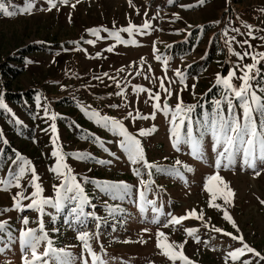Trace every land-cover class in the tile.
I'll return each mask as SVG.
<instances>
[{
    "label": "rangeland",
    "instance_id": "374dc122",
    "mask_svg": "<svg viewBox=\"0 0 264 264\" xmlns=\"http://www.w3.org/2000/svg\"><path fill=\"white\" fill-rule=\"evenodd\" d=\"M7 3V0H5ZM12 3L20 7L24 6V0H12ZM75 3V7L71 5ZM193 4L191 8H181V4ZM135 7L129 5L128 0H69L67 5H58L59 11L53 8L51 11H42L46 7V0H36L35 9L31 14H18L15 17L7 18L0 14V66L7 64L17 69L23 68V73L18 77L11 78L0 72V91L6 94L20 95L15 104L5 100V103L13 110L22 124L14 123L11 115L0 109V130H2L9 141L8 145L0 142V148L4 149V157H13L12 149H16L35 165L36 172L40 178V183L44 188V196H53L52 185L58 183L55 175L49 171L55 166V158L52 157V133L49 125L53 121L43 115L42 107H37V97H40L39 104H47L50 112L57 113L54 121L57 126L58 145L62 146L65 153L72 151H87L93 154L95 159L80 161L72 157H67L68 165L74 170L78 178L88 176L100 181H126L129 184H136L137 177L130 170V165L125 154L117 147L115 140L117 137L107 129H104L90 120L80 111L79 103L85 108H95L101 115L122 118L129 110L138 108L142 113L152 111L151 101H147V94L141 93L139 96L131 92V88H126L129 106L119 109L110 108L111 103H120L121 99L115 95H109L116 90V85L103 76L108 72L110 76H117L123 83V78H128L129 85L140 84L144 87H152L159 90V82L145 80L143 75H136L134 72L117 73V69L126 67L134 62V66L139 65V58H145V66L142 72L147 71V66L151 65L154 76L162 75V61L154 59L152 42L157 43V54L169 61L168 76H172V70L179 67L187 76V90L181 93L185 104L202 103L204 108H197L193 116L199 117L204 109L210 111L213 99L207 96L208 89L213 87L214 74L220 72L226 74L237 57L226 51L224 41L220 38L225 26L229 28L230 35H236L237 41L249 39V42L257 46L258 51H264V41L250 39L246 35L232 33L231 28H243L242 22L250 23L255 29L264 28V13L259 10L264 8V0H205L202 6L196 5V0H174L169 4L167 0H132ZM139 9V14L136 12ZM147 10V17L151 18L154 13L160 12L163 19L153 20V25H158L163 31H153L148 35H135L138 44L116 45L113 52L106 51L109 44H114V40L109 37L107 40H97L95 45H88L81 41V48L84 51H63V49H73L75 46L68 41L78 40L80 37L94 39L85 30L90 27L116 28L126 26L129 19L136 25L143 23L144 12ZM173 13H178L181 20L175 22L171 17ZM69 14L71 22H69ZM220 21L219 24L214 23ZM190 29L176 33L175 29ZM203 26V27H201ZM191 33V34H189ZM127 39V33H121ZM256 35H264L256 31ZM101 36L107 33L101 32ZM170 47H165V45ZM247 46L233 43L234 51H242ZM100 51L101 57H96L95 53ZM11 60V61H10ZM26 60L33 63L26 64ZM55 61V62H53ZM251 62L250 58H245L242 63ZM67 72V75L65 73ZM239 75V72H237ZM99 76L101 80L93 79ZM193 77L197 78L195 81ZM58 81L59 83H53ZM103 81V82H101ZM195 82V96L192 95L191 84ZM167 85V81H165ZM239 84V80H234ZM60 84L64 85L63 88ZM175 88L176 85H173ZM211 96L218 98L219 89L213 88ZM163 96V94H162ZM147 101V102H146ZM62 102L63 104H59ZM171 104H175V96L171 98ZM130 132L135 133L136 129L156 125V131L141 138L142 145L149 161L156 162L162 166L172 165L176 158L186 162L194 168L193 172H185L187 183L178 177L156 174L154 176L155 185L163 186L165 191L161 192L158 206L162 205L164 213L171 212L174 215H181L186 209L196 207L205 209V215L211 217V223L223 227L226 231L234 232L231 225L222 219V214L217 210L208 207L207 201L210 193L203 188L204 177L213 172L209 163L194 159L188 154V149L182 147L181 152H176L171 147L168 132L169 119L162 114H157L155 120H137L135 123L128 119L123 121ZM76 125H79L77 127ZM186 129H182L184 131ZM95 134L103 138L105 147L110 152H105L103 148L91 142L90 137ZM207 156H212L208 142H205ZM110 153H115L112 156ZM167 157L168 159H164ZM0 158V159H3ZM96 159H111V164L99 165ZM10 162V161H8ZM7 172L6 164H0V178ZM230 186L234 189L235 195L233 205L229 207V212L238 224L246 241L258 251L264 253V206H261L256 197L264 199V173L253 178L250 171L235 172L231 170H221L220 173ZM30 179L28 174L22 184H27ZM147 179V176H145ZM87 193L92 197V202L97 205L95 211L102 218L99 228L100 241H93L95 251H100L102 244L107 253L109 264H147L149 260L154 264H169V262L159 254L154 247V240H148L146 244H140L139 230L142 227L155 226L151 224V206L148 211L141 215L131 198L121 202L113 201L109 196L101 193L96 186L89 182L84 185ZM17 191L13 187L10 191L0 190V212L12 204L11 196ZM28 192L32 189L27 188ZM149 198H153L149 194ZM104 201L109 204H119L126 211L118 214L116 218L110 217L105 209ZM217 203H223L217 199ZM23 203H27L24 201ZM90 210V209H86ZM52 212L51 208L47 209ZM23 215H27L31 220L35 219L37 213L32 210H25ZM67 211L56 216L55 221L49 215L44 216L45 227L49 235L53 238L57 247L74 245L70 250L74 254L80 252V242L75 239L76 232L73 227L64 222ZM21 213L15 210L3 212L0 220H7L9 230L14 237H18V231L22 225L20 223ZM161 216V220H163ZM124 223H119V220ZM184 226L199 227L200 222L187 220ZM29 227L36 225L30 223ZM89 229L95 231L93 223H89ZM52 228H58L59 232H52ZM177 231L165 228L170 240L181 241L184 239L182 228L177 226ZM199 234L202 240L208 237V232L200 229ZM0 236L7 239L5 233ZM218 239H213L209 247L203 244L197 245L191 238L185 245V254L195 259L198 264H223V253L228 250L229 243L237 246L238 242H231L230 238L216 234ZM131 241L125 243L124 241ZM3 241H0V247ZM215 248V250H212ZM250 255V254H248ZM21 253L18 240L15 241L4 253H0V264H21ZM255 261L256 258H253ZM178 264V262H177Z\"/></svg>",
    "mask_w": 264,
    "mask_h": 264
},
{
    "label": "snow or ice",
    "instance_id": "6c2138e0",
    "mask_svg": "<svg viewBox=\"0 0 264 264\" xmlns=\"http://www.w3.org/2000/svg\"><path fill=\"white\" fill-rule=\"evenodd\" d=\"M79 0H76L78 3ZM169 4H173L174 0H167ZM69 0H46V7L42 11H51L56 8L59 11L58 5H67ZM130 6L132 0H128ZM205 0H196V5L202 6ZM36 0H24V6L20 7L12 3V0H0V14L4 17L12 18L18 14H31L35 9ZM75 7V3L71 5ZM181 8H191L193 4H181ZM264 13V8L259 10ZM137 14L139 9L136 8ZM145 19L140 25L134 24L130 19L126 26L116 28L90 27L85 31L94 39L85 40L80 37L78 40L68 41L74 45L73 49H63V51L81 50L87 54L86 49L81 48V41L88 45H95L97 40H107L111 37L114 44H109L106 51L111 53L116 45H132L138 44L135 35H148L153 31H163L158 25H153V20L163 19L160 12L154 13L151 18L147 17V10L144 12ZM172 21L181 20L182 17L178 13H173ZM69 22L71 16L69 14ZM214 23L219 24L220 21ZM246 32L242 33L240 27L231 28L232 33L246 35L250 39H259L264 41V35H256V31L264 33V28L255 29L254 26L247 22H242ZM192 25H187L186 28L175 29L178 34L182 31L190 29ZM203 27V26H201ZM101 32L107 33V36H101ZM127 33L125 39L121 33ZM191 34V33H189ZM224 41L227 53L237 57L236 62H233L226 74L217 72L214 74V84L208 91L213 88L219 89L218 98H213L210 107L204 109L199 117L193 116V112L197 108H204L202 103L185 104L181 93L187 90L188 76L177 67L172 70V76H168L169 61L157 54V43L162 41L154 40L152 42V50L154 59L158 62L162 61V75L154 76L151 65L147 66V71L142 72L145 66V58H139V65L134 66V62L126 67L117 69V73L134 72L136 75H143L145 80L151 82H159V90H154L152 87H144L140 84L129 85L128 78L121 79L117 76H110L108 72H104L103 76L116 85V90L109 95L120 97V103L109 104L110 108L119 109L129 106L128 94L126 88H131V92L139 96L141 93L147 94V101H151L152 111L142 113L138 108L129 110L125 115L117 119L116 117L107 114L101 115L95 108H85L79 103L77 106L94 123L100 127L107 129L113 133L117 139L115 144L125 154L129 163L130 170L137 177L136 184H129L126 181H100L88 176L79 177L74 170L68 165L67 157H72L80 161L95 159L93 154L87 151H72L65 153L62 146L58 145V133L55 120L57 113L50 112L47 104L40 105V97H37V107H42L43 115L49 117L53 123L49 125L52 133V151L51 155L55 158V166L50 167L49 171L53 173L59 181L52 185L54 192L53 196H44V188L40 183V178L36 172L35 165L32 161L26 158L16 149H12L13 157H4V149L0 148V164H6L7 172L3 178H0V190L10 191L13 187L17 191L11 196L12 204L0 212L15 210L21 213V227L17 229L18 237H14L12 231L9 230L8 221L0 220V233H5L7 239L0 236V241H3V246L0 247V253H4L11 245L18 240L19 250L21 253V264H109L107 253L104 246L100 245V251L97 252L93 248V241L99 243L100 233L99 228L102 223V218L95 211L97 205L92 202V197L87 193L84 185L91 182L103 194L109 196L113 201H125L132 199L134 205L137 206L138 212L143 215L151 206V224L155 226V231L152 227H142L139 230L140 244H146L148 240H154V247L159 251V254L166 258L169 264H198V262L185 254V245L188 239L191 238L197 245L203 244L205 248L209 247V243L213 239H218L216 234H222L223 237L230 238L231 242H238L237 246L229 243L228 250L223 253V264H264V253L258 251L251 246L245 239L241 229L229 212V207L233 205L234 189L220 173L221 170H231L235 172L237 168L240 171H250L253 178L259 177L264 173V78H260L264 69L259 67L264 63V51H258L257 46L252 45L249 39L237 41L236 35L229 34L228 26L222 31L220 37ZM247 46L242 51H234L233 43ZM170 47V45H165ZM102 53L97 51L96 57H101ZM245 58H250L251 62L242 63ZM55 62V61H53ZM33 63L31 60H26V64ZM239 72V75H237ZM67 75V72L65 73ZM93 79L101 80L99 76H94ZM197 78L193 77L195 81ZM234 80H239V84L234 83ZM167 81V85L165 83ZM103 82V81H101ZM53 83H59L53 81ZM173 85H176L174 88ZM63 88L64 85L60 84ZM192 95L195 96L196 83L191 84ZM163 94V96H162ZM175 96V104H171V98ZM146 101V102H147ZM0 109L9 113L15 124L20 125L22 121L16 117L13 110L5 103L4 93L0 91ZM157 114H162L169 119V136L171 147L176 152H181L182 147L188 149V154L194 159L209 163L213 168V172L204 177L203 188L209 192L210 198L207 205L222 214V219L231 225L234 232L226 231L223 227L216 226L211 223V217L205 215V209L196 207L186 209L181 215H174L171 212L164 213L162 205L158 206V201L161 192L165 191L163 186H156L154 176L156 174L178 177L181 181L187 183L185 172H193L194 168L186 162H182L176 158L172 165L167 167L156 162L149 161L144 151L141 138L152 134L156 131V125L152 124L148 127L136 129V132H130L123 122L128 119L135 123L137 120H155ZM79 127V125H76ZM182 129H186L182 131ZM81 138H90L91 142L103 148L105 152H110L105 147L103 138L91 134L90 137L82 136ZM211 150L212 156L206 155L205 142ZM0 142L8 145L9 141L4 132L0 130ZM115 156V153H110ZM164 159H168L164 157ZM10 161V162H8ZM95 162L99 165L111 164V159H96ZM30 174V179L27 184H22V180ZM147 176V179H145ZM32 191L28 192L27 188ZM149 194L153 198H149ZM217 199L223 203H217ZM258 203L264 206V199L256 197ZM27 201V203H23ZM105 209L110 217L116 218L118 214L125 213V209L119 204H109L104 201ZM51 208L53 211L48 212ZM90 209V210H86ZM25 210H32L37 213L35 219L31 220L27 215H23ZM67 211L64 216V222L73 227L76 235L75 239L80 242L79 254H74L70 249L74 245H65L57 247L54 244L53 238L49 235L45 227L44 216L49 215L53 221L57 215L63 211ZM163 216V220H161ZM196 220L200 222L199 227L184 226L183 222L187 220ZM93 223L95 231L89 229V223ZM30 223L35 224V227H29ZM123 224L124 220H119ZM177 226L182 228L184 239L181 241L170 240L168 233L163 231L165 228H171L173 232L177 231ZM208 232L206 239L201 238L200 229ZM52 232H59L58 228H52ZM129 243L131 241H124ZM212 250H215L213 248ZM250 254V255H248ZM253 258H256L254 261ZM147 264H154V261L149 260Z\"/></svg>",
    "mask_w": 264,
    "mask_h": 264
},
{
    "label": "trees",
    "instance_id": "16d2710c",
    "mask_svg": "<svg viewBox=\"0 0 264 264\" xmlns=\"http://www.w3.org/2000/svg\"><path fill=\"white\" fill-rule=\"evenodd\" d=\"M11 61V60H10ZM259 67H261L262 69H264V63H262L261 65H259ZM0 72H2L4 75H7V76H10L11 78H15V77H18L19 75H21L23 73V68H21L20 70L13 67V66H8V63L7 64H2L0 66ZM260 78H264V72H262V75ZM212 92H208L207 93V96L210 97V100L214 98V95L211 96ZM25 94H28V92H25V93H21L20 95L23 96ZM20 95L18 94H6L5 95V100L8 101V102H12V103H16L18 102L17 100H19V97ZM59 104H63L62 102H58ZM5 153V152H4Z\"/></svg>",
    "mask_w": 264,
    "mask_h": 264
}]
</instances>
